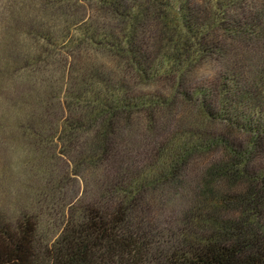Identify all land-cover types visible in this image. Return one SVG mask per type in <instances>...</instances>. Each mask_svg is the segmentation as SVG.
I'll return each mask as SVG.
<instances>
[{
  "label": "trees",
  "instance_id": "16d2710c",
  "mask_svg": "<svg viewBox=\"0 0 264 264\" xmlns=\"http://www.w3.org/2000/svg\"><path fill=\"white\" fill-rule=\"evenodd\" d=\"M262 105L264 0H0V264H264Z\"/></svg>",
  "mask_w": 264,
  "mask_h": 264
},
{
  "label": "rangeland",
  "instance_id": "374dc122",
  "mask_svg": "<svg viewBox=\"0 0 264 264\" xmlns=\"http://www.w3.org/2000/svg\"><path fill=\"white\" fill-rule=\"evenodd\" d=\"M257 51H259V49H257ZM213 69L214 68L208 67V66L200 68L198 65V72L195 73L194 75L188 76L186 79L187 85L189 86L187 92L196 93V91L198 90V93H199L198 98H203V99L212 98V94H210L209 91H212V89H215V86L219 84L218 82L219 70L213 71ZM207 101L211 103V101L209 100ZM184 107L185 109L183 111H180L179 114L173 119L171 123L168 122L169 121L167 119L168 116L165 118L162 117L161 124H163V122L165 123L163 124L165 125L163 130H166V131H164L163 134L161 135L160 137L161 140L165 141V140L171 139L173 136V133L176 134L179 132V128L182 125V122H184L185 120L194 121L195 118L197 119L198 117L197 110L199 108V103H198V108H196L195 106L193 107L190 103L188 104V106H184ZM261 107L259 108H261L262 113H264V105H262ZM213 111L215 114L218 115L215 109ZM262 113L260 112V114ZM214 126L216 127L218 131L228 130L227 126L218 120L214 121ZM198 132L200 133L199 130ZM232 135L242 140H245L248 137L246 132L238 131L237 129L235 130V132H233ZM221 156H222V151L221 149H217V148L216 149L214 148L211 151H207L206 153H203V154L198 153V157L195 160H193V162H191L189 168L187 169V181L189 185H191L192 190L197 185V182L200 180L201 176L204 174L205 169L208 168L211 164L218 161V159L221 158ZM255 162L256 163L264 162V154L261 156L260 155L257 156ZM189 185H188V188H189ZM188 188L187 190H189L190 192V189Z\"/></svg>",
  "mask_w": 264,
  "mask_h": 264
}]
</instances>
